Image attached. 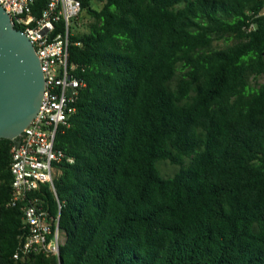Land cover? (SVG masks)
Masks as SVG:
<instances>
[{
    "label": "trees",
    "instance_id": "obj_1",
    "mask_svg": "<svg viewBox=\"0 0 264 264\" xmlns=\"http://www.w3.org/2000/svg\"><path fill=\"white\" fill-rule=\"evenodd\" d=\"M263 10L81 0L68 62L84 87L54 141L65 159L54 194L42 184L28 197L58 216L59 259H13L28 228L0 139V264H264ZM162 162L176 172L163 177Z\"/></svg>",
    "mask_w": 264,
    "mask_h": 264
},
{
    "label": "built area",
    "instance_id": "obj_2",
    "mask_svg": "<svg viewBox=\"0 0 264 264\" xmlns=\"http://www.w3.org/2000/svg\"><path fill=\"white\" fill-rule=\"evenodd\" d=\"M34 1L0 0L12 27L29 40L44 81L36 116L10 140V205L21 206L22 221L28 228L26 240L13 254V259L20 262L31 254L57 258L63 244L58 216L50 217L37 208L36 199L28 197L42 184H48L54 194V166L65 159L63 152L55 148V137L59 130L69 127L76 110L74 104L84 87L83 82L72 77L75 66L68 62L70 34L81 12V0H46L38 16L31 14ZM259 1L264 5V0Z\"/></svg>",
    "mask_w": 264,
    "mask_h": 264
},
{
    "label": "water",
    "instance_id": "obj_3",
    "mask_svg": "<svg viewBox=\"0 0 264 264\" xmlns=\"http://www.w3.org/2000/svg\"><path fill=\"white\" fill-rule=\"evenodd\" d=\"M43 87L29 40L12 27L0 7V139L11 140L30 124L39 110Z\"/></svg>",
    "mask_w": 264,
    "mask_h": 264
},
{
    "label": "rangeland",
    "instance_id": "obj_4",
    "mask_svg": "<svg viewBox=\"0 0 264 264\" xmlns=\"http://www.w3.org/2000/svg\"><path fill=\"white\" fill-rule=\"evenodd\" d=\"M91 6H92V8L97 10V9L100 8L101 5L99 3H96V2L93 3L92 2ZM84 16L85 15L82 14L81 17L78 19V22H79L78 24L79 25L86 23V19H84ZM74 27H75V25L73 24L72 25L73 31H74ZM78 31L79 32H83L84 31V26H80V28H78ZM217 45L221 46L222 43H218ZM158 170H159L160 174L163 177H170L176 172L177 168L174 167V166L169 165L167 162H162V163L158 164ZM60 237H61V239L63 241V236H61V234H60Z\"/></svg>",
    "mask_w": 264,
    "mask_h": 264
}]
</instances>
